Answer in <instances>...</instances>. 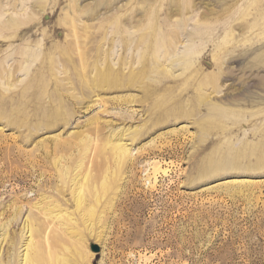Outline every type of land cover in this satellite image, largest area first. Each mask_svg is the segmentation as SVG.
<instances>
[{
  "label": "rangeland",
  "instance_id": "rangeland-1",
  "mask_svg": "<svg viewBox=\"0 0 264 264\" xmlns=\"http://www.w3.org/2000/svg\"><path fill=\"white\" fill-rule=\"evenodd\" d=\"M33 3L4 10L34 18L0 37V264L21 262L27 228L37 264H264V0ZM150 21L210 37L162 81H98L129 74L102 35Z\"/></svg>",
  "mask_w": 264,
  "mask_h": 264
},
{
  "label": "bare ground",
  "instance_id": "bare-ground-1",
  "mask_svg": "<svg viewBox=\"0 0 264 264\" xmlns=\"http://www.w3.org/2000/svg\"><path fill=\"white\" fill-rule=\"evenodd\" d=\"M25 1L27 0H9L6 2L0 0V37L7 38V36H13L19 27L28 24L33 20L34 17L32 14H26L24 16L18 14L17 12H15V16H9L7 19L4 18L5 9H8V7L17 9L18 5H23ZM36 3L38 4L39 0H35V3L33 4ZM125 24L126 23L124 22H119L113 32H105L101 39L104 41V43H112L113 40H111V37L115 36L120 38L122 53L117 57V66L121 69L123 68V70H126L127 68L129 74L126 75L122 73L123 71L121 72L118 68L108 69L107 72H104L105 70H101L98 81L103 80L113 83L115 82L131 85L139 82L144 84V86L147 85L146 80H151V76H156L158 81H162L166 78V75H172V69L180 68L184 70L190 68L192 63L195 61V56L199 53L195 41L198 38L210 37L209 31H203L198 27L193 28V30L189 32H184L181 30V24L178 25V30L172 29L163 33L157 30V24L155 21H150L148 26L143 25L142 28L139 29V34L136 36V31H130L127 29ZM180 39L181 41H187L182 50L177 49V43ZM104 51L106 52V50ZM135 51L136 55L132 58V55ZM18 54H21L22 56L26 55L27 58L30 57L31 59L36 58V54L25 48H23ZM110 54L113 53L110 52ZM132 59L133 62H131ZM135 64L136 67H134ZM29 66L30 64H28L27 67L22 66L20 70L28 73ZM137 67L140 69H138L136 72H133L137 69ZM94 71L98 73V67L94 68ZM82 76H85V74ZM196 100L198 99L196 98ZM200 102H203V100H200ZM193 111V103L187 110H183L184 113H192ZM114 148L120 156L127 153V149L125 148L124 144L117 143L114 145ZM83 193L82 189L79 188L76 196V202L80 208L79 210L82 211V220L84 222L92 221L96 213L95 206L97 202L93 204L82 205L84 203ZM98 198L95 200H98ZM61 218L64 219L65 223H59L56 226V229L63 233L68 232V230L74 227V224H76L70 223L69 221L71 220L67 219V216H61ZM27 226L28 225L24 223L23 232ZM26 231H29V235L27 236V240L24 243L25 252L23 253L21 262H18V264H37L35 258H32L30 253V250L34 245L32 234L30 233L29 228H27ZM58 260V264H70L69 259L66 257L58 258Z\"/></svg>",
  "mask_w": 264,
  "mask_h": 264
},
{
  "label": "water",
  "instance_id": "water-1",
  "mask_svg": "<svg viewBox=\"0 0 264 264\" xmlns=\"http://www.w3.org/2000/svg\"><path fill=\"white\" fill-rule=\"evenodd\" d=\"M93 249H94V250H97V247H96V246H94V247H93Z\"/></svg>",
  "mask_w": 264,
  "mask_h": 264
}]
</instances>
